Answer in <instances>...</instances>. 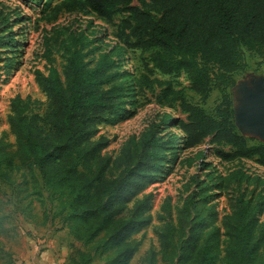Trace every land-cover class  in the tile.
<instances>
[{
    "label": "trees",
    "instance_id": "trees-1",
    "mask_svg": "<svg viewBox=\"0 0 264 264\" xmlns=\"http://www.w3.org/2000/svg\"><path fill=\"white\" fill-rule=\"evenodd\" d=\"M137 1L139 6L132 5L133 0H60L52 17L62 10H79L110 22L123 9L128 15L118 37L131 48L149 52L153 68L162 74L184 72L201 100L214 82L221 92L214 114L189 102L170 81L152 77L149 70L132 83L124 79L126 72L115 68L108 52L90 63L82 51L87 43L79 48L70 45L83 41V35L69 33V43L62 42L67 57L61 72L55 66L46 74L34 71L47 99L45 113L29 114V101L14 96L8 124L15 150L0 143V178L8 180L15 169L36 166L43 186L67 209L71 234L101 252H111L107 264H128L136 252L139 242L132 235L152 220L151 193L139 194L166 157V144L155 127L139 138H128L114 158L102 152L104 136L94 138L99 123L127 112L130 91L156 85L163 87L164 103L179 102L187 114L177 122L185 148L210 138L216 146L230 148L216 149L218 158H255L264 167V143L249 144L251 138L236 129L232 101L225 92L234 83L232 74L246 67L243 49L264 60V0ZM5 39L0 35V45ZM170 118V113L164 114V121ZM176 139L172 137L169 144ZM112 169L119 170L117 176H109ZM235 175L243 177L239 171ZM208 187L203 184L189 193L175 223L167 221L158 231L162 261L264 264V217L258 216L257 204L239 194L233 210L217 224ZM158 217L164 219L162 214Z\"/></svg>",
    "mask_w": 264,
    "mask_h": 264
},
{
    "label": "rangeland",
    "instance_id": "rangeland-1",
    "mask_svg": "<svg viewBox=\"0 0 264 264\" xmlns=\"http://www.w3.org/2000/svg\"><path fill=\"white\" fill-rule=\"evenodd\" d=\"M59 1L0 0V35L6 38L0 45V143L7 144L8 149L15 150L8 124L10 99L19 95L29 101V114L45 113L47 99L34 79V71L38 69L46 74L50 66H55L61 72L67 57L63 46L69 43L66 39L69 33L83 35V41L70 45L79 48L87 43L82 51L87 52L86 60L90 63L99 53L108 52L115 68L126 72L124 79L132 83L136 76L149 70L152 77L170 81L175 90L184 91L189 102L214 114L221 98L214 82L207 98L201 100L184 72L162 74L153 68L149 52L131 48L118 37L121 22L128 15L126 11L119 10L110 22L79 10H62L53 18L54 5ZM132 5L140 3L133 0ZM243 55L245 69L234 72L233 85L225 89L235 113L245 101L247 90H259L264 81V60L246 49ZM162 88L154 85L152 89L130 91L127 112L114 121L99 123L94 135V138L104 136L102 152L112 158L119 154L128 138H139L151 127H155L156 134L166 144L165 159L139 194L140 197L151 193L152 220L132 235L139 243L128 264H165L158 231L167 221L175 223L177 210L186 196L203 184L209 186L207 193L217 211V224L222 215L233 210L239 194L257 204L258 216L264 217V167L255 158L232 161L218 158L216 149L230 148L216 146L210 138L185 148L177 122L187 114L179 102H163ZM167 113L172 118L164 121ZM234 124L241 134L251 138L249 144L264 143V138L256 133L241 129L235 117ZM172 137L177 138L173 145L169 144ZM238 171L243 174L242 179L235 175ZM118 173L119 170L112 169L108 174L114 177ZM66 212L62 201L43 186L36 166L15 169L8 180L0 178V264H107L111 252H101L100 248L76 239L69 230Z\"/></svg>",
    "mask_w": 264,
    "mask_h": 264
},
{
    "label": "water",
    "instance_id": "water-1",
    "mask_svg": "<svg viewBox=\"0 0 264 264\" xmlns=\"http://www.w3.org/2000/svg\"><path fill=\"white\" fill-rule=\"evenodd\" d=\"M242 102L241 108L234 112L237 125L264 138V81L259 90H247L246 99Z\"/></svg>",
    "mask_w": 264,
    "mask_h": 264
},
{
    "label": "bare ground",
    "instance_id": "bare-ground-1",
    "mask_svg": "<svg viewBox=\"0 0 264 264\" xmlns=\"http://www.w3.org/2000/svg\"><path fill=\"white\" fill-rule=\"evenodd\" d=\"M242 105H243V104H242ZM240 106H241V105H240ZM239 109H240V108H239ZM244 130H245V132H250L247 128H245Z\"/></svg>",
    "mask_w": 264,
    "mask_h": 264
}]
</instances>
